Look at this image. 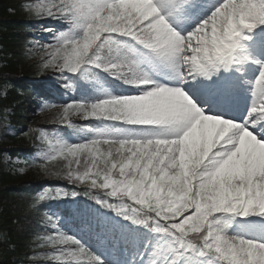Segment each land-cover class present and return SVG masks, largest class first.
Masks as SVG:
<instances>
[{
  "label": "snow or ice",
  "instance_id": "6c2138e0",
  "mask_svg": "<svg viewBox=\"0 0 264 264\" xmlns=\"http://www.w3.org/2000/svg\"><path fill=\"white\" fill-rule=\"evenodd\" d=\"M26 11L64 26L41 45V67L80 92L57 120L81 137L40 131L39 163L26 165L84 185L98 206L72 229L49 216L36 244L49 251L29 259L264 264V0H31ZM79 195L42 192L32 207Z\"/></svg>",
  "mask_w": 264,
  "mask_h": 264
},
{
  "label": "trees",
  "instance_id": "16d2710c",
  "mask_svg": "<svg viewBox=\"0 0 264 264\" xmlns=\"http://www.w3.org/2000/svg\"><path fill=\"white\" fill-rule=\"evenodd\" d=\"M30 2L31 0H0V44L5 55H9L1 59L7 76L1 75L2 71H0V85L9 82L13 86V91L8 97L0 99V109L4 106L13 107L15 117L11 121L19 124L20 127L26 124L21 116L25 108L20 102L22 99L15 94V89L19 87L15 83V77L10 76V73L21 78H38L52 72L41 67V53L33 52L26 44V34L23 29L28 27L27 23L23 22L37 19L26 11ZM43 117L44 119L40 117V122L36 124L57 118L50 112ZM43 129L34 128L32 124L24 131L25 138H12L11 142L16 149L24 146L29 148L31 143L38 142L36 137ZM4 149L5 145L0 144V264H31L29 256L43 250L36 247V244L39 242L38 237L44 234L37 231V228L29 230L27 219L31 217L37 220L35 213L40 218L45 216L40 210L34 209L30 199H27V195L31 193V186L23 184L16 187L18 176L6 173L1 162ZM14 150L11 153L6 151L13 157L17 155V151ZM46 202L47 200L40 202L37 207L45 205Z\"/></svg>",
  "mask_w": 264,
  "mask_h": 264
},
{
  "label": "rangeland",
  "instance_id": "374dc122",
  "mask_svg": "<svg viewBox=\"0 0 264 264\" xmlns=\"http://www.w3.org/2000/svg\"><path fill=\"white\" fill-rule=\"evenodd\" d=\"M3 133H11V131L9 132H6L5 130H1L0 128V137ZM63 164L64 162L63 161H57L53 164H49L48 167H49V172L50 173H56V172H59L61 170V168L63 167ZM50 177H55V178H63L62 176H57V175H54V174H46Z\"/></svg>",
  "mask_w": 264,
  "mask_h": 264
}]
</instances>
